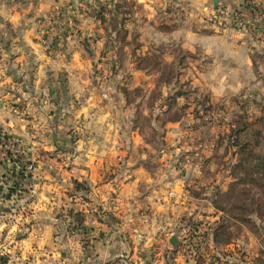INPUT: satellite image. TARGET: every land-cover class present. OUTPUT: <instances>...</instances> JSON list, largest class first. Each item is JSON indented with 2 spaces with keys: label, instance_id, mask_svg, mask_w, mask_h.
I'll use <instances>...</instances> for the list:
<instances>
[{
  "label": "rangeland",
  "instance_id": "obj_1",
  "mask_svg": "<svg viewBox=\"0 0 264 264\" xmlns=\"http://www.w3.org/2000/svg\"><path fill=\"white\" fill-rule=\"evenodd\" d=\"M185 30L253 42L257 84L213 101L218 74L206 53L183 48ZM26 62L35 65L17 68ZM93 135L142 140L160 176H195L187 209L162 215L165 263L264 264V0H0V264L92 263L97 249L74 207L54 214L55 234L70 244L35 243L31 191L38 176H77L78 145ZM175 136L188 148L176 153ZM159 247H146L147 260Z\"/></svg>",
  "mask_w": 264,
  "mask_h": 264
},
{
  "label": "crops",
  "instance_id": "obj_2",
  "mask_svg": "<svg viewBox=\"0 0 264 264\" xmlns=\"http://www.w3.org/2000/svg\"><path fill=\"white\" fill-rule=\"evenodd\" d=\"M18 17L19 13L15 12V22ZM233 36L240 38V43L236 39H230ZM183 37L186 40L183 48L189 52L198 50L206 53L208 68L215 69L218 74L213 81L214 85L210 86L213 101L235 94L247 82L250 83V88L257 84L250 56L251 47L255 44L244 36L234 33L228 35L226 31L217 33L185 30ZM242 37L247 42H243ZM27 48L29 55L33 54L29 42ZM33 65L35 62L16 66L29 71ZM19 80L21 81L18 84L23 88V85L33 82L34 78L29 74ZM178 125L176 122L174 127ZM174 132H177V128H172L167 139H171ZM176 139L177 136L171 140L172 143H177L175 152L188 148L183 141H174ZM143 147L149 146L142 140L136 144L135 141H129L115 145L109 139L103 138V135H93L85 143L78 145V163L81 167L77 176H38L31 191L35 198L31 204L35 213L34 228L41 230L40 236L34 239L35 243L40 246H54L51 250H58L60 244H70L63 235L55 234L57 222L54 214L56 209L74 207V212L79 214L84 227V236L86 239L88 235L92 236L97 249L92 263H89L88 258L82 257L80 264H99L102 261L107 264L121 256L129 258V264H167L163 255H160L165 249L162 234L170 223L161 218L163 214L177 212L179 215L187 209L186 201L191 199L189 187L195 176H160L162 164H158L157 157L145 161ZM116 170L117 176H104L105 173H114ZM71 180L77 183V188L71 187ZM166 189L172 191L175 197L168 198ZM71 200L74 204L70 203ZM144 209L149 211L143 214ZM171 236L172 233L167 236L168 240ZM75 242L79 243V240ZM129 243L132 244L134 253L130 252L131 248L126 249ZM179 244L177 236L176 243L171 245L173 251L177 250ZM153 245L160 246L159 252L149 261L145 257L146 247ZM136 250L138 255H135ZM173 257L174 255L172 259ZM32 258V261L22 263V259L17 256L15 264L37 263L38 258ZM181 258L177 255L175 261L171 260V264H184ZM40 259L43 262L38 264H49L48 256Z\"/></svg>",
  "mask_w": 264,
  "mask_h": 264
},
{
  "label": "water",
  "instance_id": "obj_3",
  "mask_svg": "<svg viewBox=\"0 0 264 264\" xmlns=\"http://www.w3.org/2000/svg\"><path fill=\"white\" fill-rule=\"evenodd\" d=\"M218 0H213V2H217ZM176 241H177V235H173V236H171V238H170V240H169V242L171 243V244H174V243H176Z\"/></svg>",
  "mask_w": 264,
  "mask_h": 264
},
{
  "label": "built area",
  "instance_id": "obj_4",
  "mask_svg": "<svg viewBox=\"0 0 264 264\" xmlns=\"http://www.w3.org/2000/svg\"><path fill=\"white\" fill-rule=\"evenodd\" d=\"M243 30H245V28L241 27Z\"/></svg>",
  "mask_w": 264,
  "mask_h": 264
}]
</instances>
